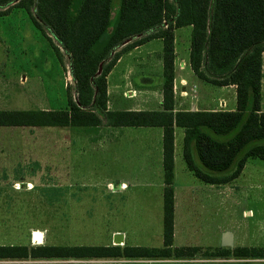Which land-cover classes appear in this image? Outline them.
I'll return each instance as SVG.
<instances>
[{
  "label": "rangeland",
  "instance_id": "374dc122",
  "mask_svg": "<svg viewBox=\"0 0 264 264\" xmlns=\"http://www.w3.org/2000/svg\"><path fill=\"white\" fill-rule=\"evenodd\" d=\"M118 2L111 0V20ZM5 7L0 5V14L26 13L20 7L4 11ZM31 11L35 16L34 7ZM10 20L6 21H17ZM41 26L39 31L21 24L9 36L0 33V45L11 42L13 47L11 52L0 51V59L5 54L19 59V67L10 71L15 82L0 83V107L67 110V95L76 101L69 54L51 30ZM16 34L27 51L12 38ZM137 38L129 37L122 45ZM2 71L6 75L8 70L0 68V77ZM155 129L121 130L103 123L0 126V245H114L112 234L122 233L120 247H161L160 167L153 156L138 157L144 141L155 138L143 132ZM154 146L149 147L152 153ZM174 170L172 246L195 247L190 256L26 258L0 259V263L264 264V161L247 159L236 179L211 186L197 181L180 157ZM33 230L43 232L40 244L31 242ZM222 231L231 232L232 247L219 245ZM237 246L253 247L258 256H230ZM221 248L228 249V256L209 255Z\"/></svg>",
  "mask_w": 264,
  "mask_h": 264
},
{
  "label": "trees",
  "instance_id": "16d2710c",
  "mask_svg": "<svg viewBox=\"0 0 264 264\" xmlns=\"http://www.w3.org/2000/svg\"><path fill=\"white\" fill-rule=\"evenodd\" d=\"M0 0L20 7L37 30L46 26L70 57L76 101L67 110H0L4 125L161 127V247L140 245H0V259L127 258L159 260L190 256L193 246H172L173 126L183 128L181 155L199 181L224 184L235 179L247 159L264 161V111L260 110L264 0ZM11 3L7 5V3ZM34 7L35 16L31 8ZM190 25L189 64L196 77L235 86V108L225 111H172V29ZM135 41L122 45L126 39ZM162 40V110H106L105 76L118 56L150 38ZM122 45L119 49H115ZM98 72V73H97ZM253 247H234L230 256H255ZM218 249L211 257H226ZM258 256V255H256ZM262 256V255H260ZM4 264V263H0ZM10 264V263H5ZM11 264H167L11 263ZM186 264V263H184ZM224 264V263H214ZM232 264H244L235 262Z\"/></svg>",
  "mask_w": 264,
  "mask_h": 264
},
{
  "label": "crops",
  "instance_id": "0c3cea01",
  "mask_svg": "<svg viewBox=\"0 0 264 264\" xmlns=\"http://www.w3.org/2000/svg\"><path fill=\"white\" fill-rule=\"evenodd\" d=\"M15 21L16 23L6 21ZM20 22L24 27L31 26L34 30L27 13L7 12L0 14V33L19 31ZM190 25L180 26L172 29L173 34V78H172V111H225L234 110L235 108V86L216 85L195 76L189 64L190 52ZM3 34V35H4ZM6 36V39L8 38ZM5 37V36H4ZM13 39L19 41L20 48L27 51L26 45L22 41L20 34L13 35ZM9 39V38H8ZM0 51L11 52L12 43L0 45ZM2 51V52H3ZM21 64V63H20ZM19 67V59L3 55L0 59V68L8 70L1 72L0 83H14L15 77H11L12 69ZM264 52L261 54V78H260V110L264 111ZM14 76V75H12ZM162 40L155 37L145 40L126 51L122 52L115 60L105 76V94L106 110H162ZM8 93L10 91L8 90ZM137 101V102H135ZM0 110H9V108L0 107ZM113 127V126H111ZM147 127V126H145ZM121 130H128L129 127L118 126ZM152 128V127H148ZM155 131H145V134H152L155 138L144 141L142 149L139 151V158L145 160L149 157H155L158 167H160L159 190L160 201L162 198V168H161V127L155 126ZM183 138V128L173 126V175L172 188L175 178V164L177 157L183 162L181 155ZM153 140V141H152ZM154 146V153L149 147ZM147 148V151H146ZM142 150V151H141ZM143 152V153H142ZM143 157V158H142ZM154 159V160H155ZM150 160V159H149ZM247 161V160H246ZM245 161V162H246ZM184 168L185 164L183 162ZM190 174L191 172L187 170ZM242 171V170H241ZM241 173V172H240ZM192 175V174H191ZM193 176V175H192ZM238 177V176H237ZM236 177V178H237ZM195 178V177H194ZM235 178V179H236ZM199 181L197 178H195ZM234 180V179H233ZM201 182V181H199ZM203 183V182H201ZM207 184V183H203ZM212 184H207L211 186ZM162 202V201H161ZM175 202V193L173 189V209ZM124 238V235H123ZM173 241V236H172Z\"/></svg>",
  "mask_w": 264,
  "mask_h": 264
},
{
  "label": "water",
  "instance_id": "95a60500",
  "mask_svg": "<svg viewBox=\"0 0 264 264\" xmlns=\"http://www.w3.org/2000/svg\"><path fill=\"white\" fill-rule=\"evenodd\" d=\"M98 73V72H97ZM36 235V237H35ZM31 242L35 244H40L42 242L41 234L38 230L31 231ZM123 243V234L122 233H113L112 234V244L119 245ZM220 246L232 247V234L230 231H222L220 236Z\"/></svg>",
  "mask_w": 264,
  "mask_h": 264
},
{
  "label": "bare ground",
  "instance_id": "6f19581e",
  "mask_svg": "<svg viewBox=\"0 0 264 264\" xmlns=\"http://www.w3.org/2000/svg\"><path fill=\"white\" fill-rule=\"evenodd\" d=\"M40 232V234H41V238L43 239V232H41V231H39ZM35 237H36V235H35ZM121 244V243H120Z\"/></svg>",
  "mask_w": 264,
  "mask_h": 264
}]
</instances>
